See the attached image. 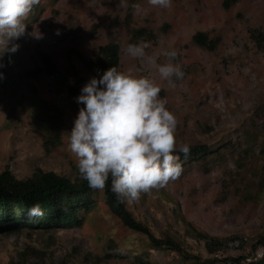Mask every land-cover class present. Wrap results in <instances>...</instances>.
Wrapping results in <instances>:
<instances>
[{"label":"rangeland","instance_id":"obj_1","mask_svg":"<svg viewBox=\"0 0 264 264\" xmlns=\"http://www.w3.org/2000/svg\"><path fill=\"white\" fill-rule=\"evenodd\" d=\"M223 1L171 0L161 9L148 0H40L25 21V35L15 41L18 49L0 58V171L26 178L40 168L78 177L67 140L82 105L45 73L42 54L61 70L71 62L82 86L95 72L76 51L90 58L99 45L116 39L119 70L151 72L161 85L158 95L177 118L176 148L205 144L213 151L197 160L179 159L182 172L174 181L125 201L127 209L154 236L173 239L201 260L229 264L239 255L251 258L264 245L257 243L264 238V45L250 31L264 32V0H231L227 7ZM126 23L152 32V38L140 40L146 53L161 45L175 48L183 78L170 85L155 68L129 56ZM32 31L42 38L30 36ZM197 31L216 41L213 50L192 40ZM35 68L41 71L18 79L19 70ZM42 108L61 113L52 133L39 123ZM91 197L90 209L79 212L80 225L0 232V264H195L125 227L109 211L102 189ZM196 231L245 241L211 254ZM249 262L264 264V257Z\"/></svg>","mask_w":264,"mask_h":264},{"label":"clouds","instance_id":"obj_2","mask_svg":"<svg viewBox=\"0 0 264 264\" xmlns=\"http://www.w3.org/2000/svg\"><path fill=\"white\" fill-rule=\"evenodd\" d=\"M40 0H0V58L14 53L15 41L25 35L26 19ZM166 9L171 0H148ZM35 39L42 33H28ZM56 34L59 32L57 30ZM142 41L127 45L126 53L155 68L159 78L172 85L184 73L175 62V48L161 45L146 53ZM160 57H164L163 62ZM0 63V67H2ZM3 73L0 72V79ZM161 85L151 72L133 74L109 66L90 77L74 98L78 111L68 131L67 148L75 157L80 177L91 189H103L110 179V190L117 200L135 201L141 193L165 187L182 172L179 153L187 156L189 145L175 144L177 118L159 97ZM30 217L41 216L39 202L27 209Z\"/></svg>","mask_w":264,"mask_h":264},{"label":"trees","instance_id":"obj_3","mask_svg":"<svg viewBox=\"0 0 264 264\" xmlns=\"http://www.w3.org/2000/svg\"><path fill=\"white\" fill-rule=\"evenodd\" d=\"M229 1L231 0L223 1L225 7H227ZM126 29L130 34L129 44H134L144 37L149 39L153 37L152 32L144 27L131 28L126 23ZM250 36L253 40L264 45V32L253 29L250 31ZM192 40L199 46L209 50H213L216 45V41L208 38L207 33L204 31L195 32L192 35ZM76 54L88 70L95 72V76L101 74L109 66H115L119 70L120 46L116 39H110L99 45L90 58L85 57L79 51H76ZM42 59L45 73L50 78L58 80L60 87L64 88L68 97L75 98L79 94L82 77L78 74L74 65L69 62L65 69L61 70L50 61L46 54H42ZM39 71H41L40 68H35L34 70L23 69L19 70L16 75L18 79H23L36 75ZM68 76L73 78V81L67 80ZM41 112V117L39 118L41 127L47 133H52L53 130L58 128L61 113H49L44 108H42ZM189 149L187 156L177 151L178 158L197 160L213 152L205 144L189 145ZM94 190L88 187L87 181L83 180L80 175L71 180L53 171H44L36 168L29 177L17 178L9 170L0 171V232L19 231L23 228L47 230L55 227L80 225L82 216L79 212H86L90 209L91 195ZM102 192L109 211L118 217L125 227L145 234L153 246L168 248L186 259L193 260L195 264H212L214 260H221L214 257L201 260L200 257L185 252L179 243L173 239L154 236L148 226L136 219L127 209L125 201L116 199L110 190V179L106 181ZM35 202H39L43 214L38 217H30L27 214V209ZM195 233L196 236L204 239L205 248L211 254L226 248L228 241L235 239L232 237L229 240H220L199 231ZM261 242H264V238L257 240V243ZM227 258H222V260H227ZM243 258L244 256L242 255L231 258L229 264L235 262L241 264L240 261ZM253 263L247 262L246 264Z\"/></svg>","mask_w":264,"mask_h":264},{"label":"built area","instance_id":"obj_4","mask_svg":"<svg viewBox=\"0 0 264 264\" xmlns=\"http://www.w3.org/2000/svg\"><path fill=\"white\" fill-rule=\"evenodd\" d=\"M245 238L242 239H233L228 241L227 247L230 249L239 248L241 244L245 241ZM251 258H244L240 261L241 264H246L249 261H257L259 259H262L264 257V245L256 246L252 252ZM218 256V254H217ZM230 263V261H228Z\"/></svg>","mask_w":264,"mask_h":264}]
</instances>
